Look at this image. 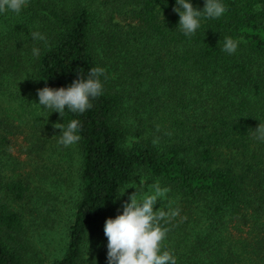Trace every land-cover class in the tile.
<instances>
[{
    "label": "trees",
    "instance_id": "1",
    "mask_svg": "<svg viewBox=\"0 0 264 264\" xmlns=\"http://www.w3.org/2000/svg\"><path fill=\"white\" fill-rule=\"evenodd\" d=\"M220 2L227 12L202 16L191 37L176 0H29L0 14V264L41 260L31 232L58 210L74 153L64 250L37 264H108L105 222L138 177L170 189L157 210L179 209L161 221L177 264H264V142L253 132L264 124V0ZM228 37L240 41L235 54L223 50ZM94 67L106 76L91 109L61 117L39 105V89ZM73 119L81 139L65 147L53 125Z\"/></svg>",
    "mask_w": 264,
    "mask_h": 264
},
{
    "label": "clouds",
    "instance_id": "2",
    "mask_svg": "<svg viewBox=\"0 0 264 264\" xmlns=\"http://www.w3.org/2000/svg\"><path fill=\"white\" fill-rule=\"evenodd\" d=\"M29 0H0V14L11 11L19 15L28 5ZM174 12L179 14V28L186 36L191 37L201 27L200 18L218 19L227 12V7L220 0H205V7L199 10L193 6L190 0H176ZM262 6L256 5V11H261ZM35 41H43L47 44V37L39 31L31 32ZM239 40L231 37L225 39L223 50L228 54H235L239 47ZM32 54L39 57L40 49L34 47ZM106 76V70L102 67L91 68L88 78L75 80L67 88L53 89L44 87L38 90L39 105L52 112H58L63 117L65 108L73 113L83 114L93 107L92 100L103 95L104 84L100 77ZM56 129H62L59 143L65 147L74 145L81 139L78 134L82 125L79 120L73 119L65 127L56 123ZM255 138L264 142V124L253 131ZM154 144L158 141H153ZM146 181L141 178L143 186ZM129 188L136 191L129 196V201L123 205L122 214L115 218H108L104 226V234L108 244V264H177L174 254L164 248L169 229L161 226L179 215V209H173L169 205L168 210L156 205L167 197L170 192L168 187H162L157 181L149 186V190L138 198V189L135 184L127 186L124 190L118 189V198L122 197Z\"/></svg>",
    "mask_w": 264,
    "mask_h": 264
},
{
    "label": "rangeland",
    "instance_id": "3",
    "mask_svg": "<svg viewBox=\"0 0 264 264\" xmlns=\"http://www.w3.org/2000/svg\"><path fill=\"white\" fill-rule=\"evenodd\" d=\"M66 165L68 167V177L61 189L64 196L61 202L56 205L58 210L52 211L51 214H49V220L46 225L44 224L45 222H43L40 226L33 227L31 232L32 245L34 250H36V252L32 253V258H36L35 255H38L41 260H43L42 263H47L60 257L67 241V227L72 216L69 199H72L71 194L74 193L79 183L76 153H74V160L72 162H67ZM141 178L143 177H138L139 180L133 183L137 188H140L138 189L139 198L148 192L150 185L155 183L148 182L146 178H143L146 183L141 186ZM41 260L35 259L33 262L37 264L41 263Z\"/></svg>",
    "mask_w": 264,
    "mask_h": 264
}]
</instances>
